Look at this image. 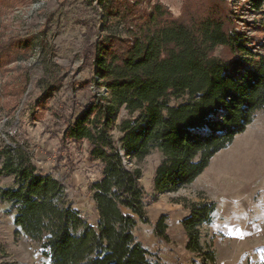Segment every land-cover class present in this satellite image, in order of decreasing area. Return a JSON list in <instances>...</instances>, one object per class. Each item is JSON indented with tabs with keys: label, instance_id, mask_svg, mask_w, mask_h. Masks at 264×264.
I'll use <instances>...</instances> for the list:
<instances>
[{
	"label": "trees",
	"instance_id": "1",
	"mask_svg": "<svg viewBox=\"0 0 264 264\" xmlns=\"http://www.w3.org/2000/svg\"><path fill=\"white\" fill-rule=\"evenodd\" d=\"M97 1L127 25L128 37L109 32L91 44L92 71L102 79L96 84L107 93L80 105L64 131V139L87 140L90 157L101 163V177L90 185L97 223L67 204L62 182L39 172L22 145L0 142V204L14 209L16 237L37 242L50 264H161L135 233L139 222L150 223L148 207L156 197L122 151L137 160L162 152L156 192L191 185L264 110V50L235 37L226 0H209L181 18L160 3L141 8L143 0ZM122 109L128 117L117 123ZM5 174L13 175V186L2 185ZM181 202L189 210L181 220L186 249L201 264H216V250L202 243V227L213 222L217 203L208 197ZM168 220L162 214L154 223L156 237L165 241Z\"/></svg>",
	"mask_w": 264,
	"mask_h": 264
},
{
	"label": "rangeland",
	"instance_id": "2",
	"mask_svg": "<svg viewBox=\"0 0 264 264\" xmlns=\"http://www.w3.org/2000/svg\"><path fill=\"white\" fill-rule=\"evenodd\" d=\"M37 2L39 8L31 13ZM226 2L232 33L262 52L264 0L259 5L255 0ZM155 3L181 18L203 10L209 0H143L141 8ZM109 32L128 37L127 25L109 16L97 0H0V142L30 150L38 171L58 178L67 204L92 224L97 223L98 213L90 185L101 177L102 166L90 157L87 140L64 139V131L67 122L78 116L80 105L100 94L88 50ZM125 117L128 113L122 109L117 123ZM122 154L129 168L142 169L141 182L156 197L148 207L150 223L139 222L135 230L152 259L161 264H201L185 247L181 220L189 210L181 202L184 197L193 201L208 197L217 203L213 222L202 227V243L216 250V264L264 259V110L191 185L176 192L155 190L154 177L163 158L160 150L143 160ZM1 182L13 186L14 177L5 174ZM162 214L169 215L168 241L154 233V223ZM257 226L262 232L255 234ZM15 230L14 209L2 202L0 264H50L37 242L17 238Z\"/></svg>",
	"mask_w": 264,
	"mask_h": 264
},
{
	"label": "built area",
	"instance_id": "3",
	"mask_svg": "<svg viewBox=\"0 0 264 264\" xmlns=\"http://www.w3.org/2000/svg\"><path fill=\"white\" fill-rule=\"evenodd\" d=\"M40 4L39 2L37 3H34L32 6H31V9H30V12H34L35 10H37L39 8ZM95 81H98V82H102V79L99 77V76H95ZM100 94H106L107 93V87L106 86H100V90H99ZM28 152L30 153V150H28Z\"/></svg>",
	"mask_w": 264,
	"mask_h": 264
},
{
	"label": "crops",
	"instance_id": "4",
	"mask_svg": "<svg viewBox=\"0 0 264 264\" xmlns=\"http://www.w3.org/2000/svg\"><path fill=\"white\" fill-rule=\"evenodd\" d=\"M213 159H214V157H213ZM257 232H260V233L262 232V229L260 228V226H257L254 228V233L257 234ZM262 261H264V259L261 260L260 262H262Z\"/></svg>",
	"mask_w": 264,
	"mask_h": 264
}]
</instances>
